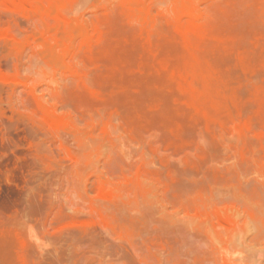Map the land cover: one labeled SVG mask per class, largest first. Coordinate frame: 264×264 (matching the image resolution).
<instances>
[{
  "label": "rangeland",
  "instance_id": "rangeland-1",
  "mask_svg": "<svg viewBox=\"0 0 264 264\" xmlns=\"http://www.w3.org/2000/svg\"><path fill=\"white\" fill-rule=\"evenodd\" d=\"M187 1L0 0V264H264V0Z\"/></svg>",
  "mask_w": 264,
  "mask_h": 264
},
{
  "label": "bare ground",
  "instance_id": "bare-ground-1",
  "mask_svg": "<svg viewBox=\"0 0 264 264\" xmlns=\"http://www.w3.org/2000/svg\"><path fill=\"white\" fill-rule=\"evenodd\" d=\"M134 1H135V0H134ZM175 1H176V0H175ZM186 1H187V0H186ZM177 2L179 3V1H177ZM176 5L179 6V4H176ZM180 5H181V13H182V14L185 13L184 11H186V13H187V11H188V13H190V12L197 13L196 9L193 8V7L191 6V4H190L188 1H187V3H181ZM176 8L179 9L180 7H179V8L176 7ZM178 11H180V9H179ZM189 11H190V12H189ZM174 12H175V9H174ZM176 13H177V12H176ZM176 13H175V14H176ZM181 13H180V14H181ZM177 15H178V16H177ZM177 15H176V16H177V18H178V17H179V14L177 13ZM174 16H175V15H174ZM148 17H150V16H148ZM150 18H151V17H150ZM147 20H149V18H148ZM151 21H152V20H151ZM152 22H153V21H152ZM149 23H150V22H149ZM151 24H152V23H151ZM178 26H180V24H179ZM77 27H78V26H77ZM77 27H76V28H77ZM176 27H177V25H176ZM78 28H79V27H78ZM81 28H82V27H81ZM181 28H182V26H180V28H179L178 30H180ZM182 29H183V28H182ZM77 30H78V29H77ZM79 30H80V29H79ZM82 31H83V30H82ZM75 32H76V29H75ZM75 32H74V34L77 33V32H76V33H75ZM78 32H79V31H78ZM81 33H82V32H81ZM67 34H68V33H67ZM70 35H71V34H70ZM76 35H77V34H76ZM73 36H74V35H73ZM63 37H64V36H63ZM66 39H67V38H66ZM61 43H62V42H61ZM62 44H63V43H62ZM54 47H55V46H54ZM54 47H53V49H55ZM61 47H63V46H61ZM48 49H49V48H48ZM48 49H47V51H49ZM53 49H52V50H53ZM61 49H62V48H61ZM50 50H51V48H50ZM49 52H50V51H49ZM63 52H64V51H63ZM51 54H53L52 51H51ZM51 54H50V56H51Z\"/></svg>",
  "mask_w": 264,
  "mask_h": 264
}]
</instances>
